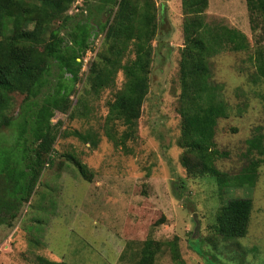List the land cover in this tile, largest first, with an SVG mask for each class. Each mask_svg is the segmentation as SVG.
I'll return each mask as SVG.
<instances>
[{
  "label": "rangeland",
  "instance_id": "1",
  "mask_svg": "<svg viewBox=\"0 0 264 264\" xmlns=\"http://www.w3.org/2000/svg\"><path fill=\"white\" fill-rule=\"evenodd\" d=\"M154 1L158 33L152 42L150 87L139 138L129 141L128 148L115 146L105 133L110 104L125 82L124 74L120 72L115 84L100 93L93 92L89 82L91 64L103 48L102 5L111 7L115 1L76 0L70 8V30L79 34L78 22L86 24L91 48L76 82L67 73L62 77L63 71L53 64L36 99L40 104L62 83L70 91L71 106L66 112L56 111L52 119L54 124L61 122L54 143L55 164L44 168L30 201L12 224L0 225V264H44L43 259L136 264L149 236L161 242L178 237L185 264H264V155L251 151L249 144L258 135L264 137V81L257 78L255 62L258 51L264 54V18L252 20L246 0H208L209 22L236 28L249 40L247 50H227L211 59L212 81L222 86L221 96L229 107V116L216 126L215 148L225 153L216 165L230 175L261 159L253 187H222L210 175L191 177L182 165L179 70L185 14L182 0ZM23 100V94H14L9 113L15 121L0 132V151L5 148L13 157L32 137L30 122L19 140ZM118 124L121 132L124 127ZM70 129L94 133L98 146L66 137L64 132ZM67 154L87 165L92 181L81 176ZM20 171L12 168L15 174ZM233 197L253 200L249 230L245 237L223 240L212 227L220 207ZM155 264H176L169 247H163Z\"/></svg>",
  "mask_w": 264,
  "mask_h": 264
},
{
  "label": "trees",
  "instance_id": "2",
  "mask_svg": "<svg viewBox=\"0 0 264 264\" xmlns=\"http://www.w3.org/2000/svg\"><path fill=\"white\" fill-rule=\"evenodd\" d=\"M75 1L0 0V132L15 121L9 112L17 92L24 95L22 106L26 105L19 140L27 132L26 125L30 122L33 125L31 142L21 152L16 151L13 157L5 148L0 151V225L12 224L21 207L30 201L44 168L55 164L54 143L59 133L57 125L61 122L54 124L52 119L56 111L69 110L70 91L61 83L40 104L36 99L47 83V73L53 64L63 71L62 77L67 73L76 82L84 55L91 48L86 24L78 22L79 34L75 28L70 30L73 16L69 10ZM114 1L111 7L102 5L106 8L103 48L91 64L89 82L91 90L100 93L115 84L120 72L124 74L125 82L110 104L105 133L115 146L128 148L129 141L139 138V120L150 87L155 52L152 42L158 33L157 6L154 0ZM246 4L252 20L253 16L264 18V0H246ZM208 6V0H182L185 46L179 70L181 161L191 177L210 175L222 187H253L261 159L251 160L241 172L230 175L216 165L225 156L215 148L216 126L220 118L229 116V107L221 96L222 86L212 81L211 65V59L223 51L247 50L249 40L236 28L209 22ZM255 62L257 78L264 81L262 52L258 51ZM117 124L124 127L121 132ZM64 135L74 136L92 147L99 144V138L91 132L70 129ZM249 144L251 151L264 155L262 135L249 140ZM67 158L81 176L92 181L93 174L86 164L70 154ZM16 167L21 168L20 173L12 172ZM252 210L251 198L233 197L217 212L213 232L223 240L245 237ZM164 246L170 248L176 264H185L178 237L161 242L150 236L143 242L136 264H155ZM42 262L68 264L44 259Z\"/></svg>",
  "mask_w": 264,
  "mask_h": 264
},
{
  "label": "water",
  "instance_id": "3",
  "mask_svg": "<svg viewBox=\"0 0 264 264\" xmlns=\"http://www.w3.org/2000/svg\"><path fill=\"white\" fill-rule=\"evenodd\" d=\"M159 50H160V48H159Z\"/></svg>",
  "mask_w": 264,
  "mask_h": 264
}]
</instances>
